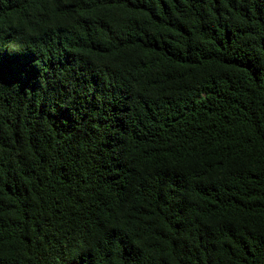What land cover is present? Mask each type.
I'll list each match as a JSON object with an SVG mask.
<instances>
[{"label":"trees","instance_id":"obj_1","mask_svg":"<svg viewBox=\"0 0 264 264\" xmlns=\"http://www.w3.org/2000/svg\"><path fill=\"white\" fill-rule=\"evenodd\" d=\"M0 264H264V0H0Z\"/></svg>","mask_w":264,"mask_h":264}]
</instances>
